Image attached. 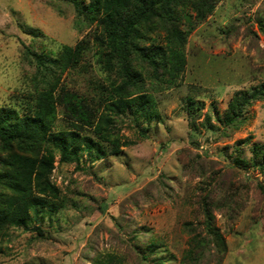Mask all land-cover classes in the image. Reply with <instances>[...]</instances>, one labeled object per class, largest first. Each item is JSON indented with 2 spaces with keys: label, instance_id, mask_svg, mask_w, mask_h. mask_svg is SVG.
<instances>
[{
  "label": "rangeland",
  "instance_id": "obj_1",
  "mask_svg": "<svg viewBox=\"0 0 264 264\" xmlns=\"http://www.w3.org/2000/svg\"><path fill=\"white\" fill-rule=\"evenodd\" d=\"M94 28L59 0H0V108L21 111L26 94L42 86L33 52L54 56ZM91 51L59 84L96 98L94 83L106 87L108 80ZM184 52L177 86L153 90L146 80L157 119L137 128L129 116H114L117 154L81 151L71 162L56 154L50 181L63 204L51 219L8 228L0 264H93L107 256L118 264H264L257 187L264 178L233 162L238 147L245 160L253 146L264 151V95L245 107L238 128L217 121L234 96L264 86V0L219 1L188 35ZM187 97L198 108L195 124L182 108ZM66 123L59 115L53 130Z\"/></svg>",
  "mask_w": 264,
  "mask_h": 264
},
{
  "label": "trees",
  "instance_id": "obj_2",
  "mask_svg": "<svg viewBox=\"0 0 264 264\" xmlns=\"http://www.w3.org/2000/svg\"><path fill=\"white\" fill-rule=\"evenodd\" d=\"M59 1L70 4L81 21L95 28L91 38L81 39L74 47L64 46L54 56L33 52L36 81L42 86H33L26 94L21 111L13 106L0 108V241L8 228H25L44 216L51 219L63 204L50 181L56 154L60 162H71L81 151L101 158L115 155L121 143L115 135L114 116H129L137 128L141 120L149 123L158 118L146 80L153 90L177 86L186 66L188 35L212 15L221 0ZM90 51L108 80L106 87L94 83L100 89L96 98L59 84L62 73L78 67ZM262 95L264 86L247 96H234L217 121L224 128H238L245 107ZM182 108L195 124L198 108L194 100L187 97ZM59 115L68 129L54 131ZM251 152L252 157L242 159L238 147L233 162L264 178V151L253 146ZM257 187L264 195V185ZM202 210L208 231L213 233L209 228L212 214L205 204ZM106 259H96L93 264H118L112 256Z\"/></svg>",
  "mask_w": 264,
  "mask_h": 264
}]
</instances>
